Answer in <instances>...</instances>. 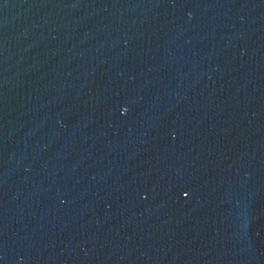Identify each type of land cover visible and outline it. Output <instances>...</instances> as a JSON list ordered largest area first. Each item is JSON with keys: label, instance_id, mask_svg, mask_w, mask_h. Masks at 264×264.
<instances>
[{"label": "water", "instance_id": "1", "mask_svg": "<svg viewBox=\"0 0 264 264\" xmlns=\"http://www.w3.org/2000/svg\"><path fill=\"white\" fill-rule=\"evenodd\" d=\"M0 264H264V0H0Z\"/></svg>", "mask_w": 264, "mask_h": 264}]
</instances>
